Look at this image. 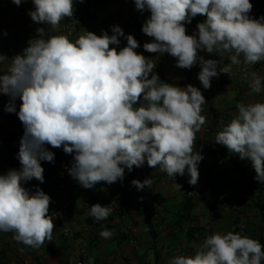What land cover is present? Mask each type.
I'll return each instance as SVG.
<instances>
[{"label": "clouds", "instance_id": "obj_1", "mask_svg": "<svg viewBox=\"0 0 264 264\" xmlns=\"http://www.w3.org/2000/svg\"><path fill=\"white\" fill-rule=\"evenodd\" d=\"M16 6L27 0H11ZM84 0H32L28 11L37 25L59 27L72 17L75 3ZM137 10L150 13L142 32L153 38L145 51L169 54L176 67L190 70L199 64L198 80L205 90L221 73L232 75V65L251 79L253 93L264 89V78L248 67L264 62V16H250L251 0H134ZM206 19L187 34L186 24L197 15ZM112 34L85 30L75 41L60 34L45 39L38 27L22 54L11 58L0 74V94L9 97L6 111L16 112L23 125L18 159L20 169L0 174V232L14 233L13 239L39 248L51 241L55 228L49 214L51 198L42 189L24 184L32 179L44 182L41 161L54 162L47 146L73 154L69 175L83 188L104 182H122L125 169L159 166L174 178L190 177L198 183V165L204 159L197 150L196 134L205 124L202 106L207 103L201 90L191 84L180 87L163 82L154 72L156 63L136 51L133 35L125 38L118 25ZM6 35V32L4 33ZM201 51L221 59H205ZM231 119L214 142L225 146L241 160L251 161L257 182L264 183V102L238 103ZM151 179H133L139 191L150 188ZM140 199H143L141 197ZM112 209L99 203L90 206L95 222L105 221ZM104 229L100 236L109 239ZM24 251L23 248L20 249ZM89 264H94L90 260ZM170 264H264V245L259 240L232 231L209 235L194 255H177Z\"/></svg>", "mask_w": 264, "mask_h": 264}, {"label": "crops", "instance_id": "obj_2", "mask_svg": "<svg viewBox=\"0 0 264 264\" xmlns=\"http://www.w3.org/2000/svg\"><path fill=\"white\" fill-rule=\"evenodd\" d=\"M251 3L250 16L256 19L264 16V0H251ZM79 8H86L84 22L69 33L67 17L56 29L50 25L35 24L28 15V11L33 10L32 0L22 2L20 6L11 0H0V74L7 70L12 57L22 54L28 41L36 36L38 27L45 28V39L63 34L70 41H75L85 30L97 35L107 31L111 35V27L120 26L125 36L120 37L119 45L110 47L119 49L126 46L125 37L133 35L140 45L136 51L156 63L154 72L161 81L180 87L191 84L199 88L207 102L202 106L201 114L206 118L207 111H211L216 116L209 128L204 124L196 134L197 150L204 156L198 165V183L190 185L187 174L182 177L177 175L172 180L159 166L150 168L145 162L142 167L134 166L131 172L125 169L122 182L111 185L100 182L91 189H85L69 175L73 154H66L62 147L47 146L55 154V159L52 163L41 161L44 182L32 179L26 183L33 191L39 187L50 196V215L64 200L69 201L71 207L62 214L58 228L55 225L51 241L46 240L39 248L18 243L13 239L12 232H0V264H89L90 260H94V264H170L177 255H194L204 240L214 233L232 231L258 240L264 235V221L255 209L256 202L251 200L245 184V177L251 180L255 170L251 161L241 160L214 140L216 134L237 115L238 103L264 102V89L253 93L251 79H243L241 69L244 66L232 65L231 76L221 73L219 77H213L210 89L205 90L197 78L199 64L190 70L181 69L176 67L175 58L169 54L145 51L143 44L153 39L142 32L150 13L137 10L134 0H84L83 3H75L74 12ZM205 19L199 14L194 17L191 23L186 24L187 34H193L196 25ZM200 55L205 59H221L205 51H201ZM230 63L227 55L221 59L222 65ZM248 71L264 78V62L249 66ZM8 103L9 97L0 94V139L11 136L20 147L24 128L16 112L21 101H15L16 112L12 113L5 110ZM9 147V141L5 140L0 149V174L21 167L19 159L15 158L18 161L16 164L9 161ZM231 156L238 158L246 172L245 177L231 161ZM146 178L152 181L150 188L138 191L131 184L133 179L143 181ZM65 182H69V187L63 191L61 186ZM207 190L212 192L211 196L193 198L196 205L191 215L183 217L181 210L186 199L191 197L190 193ZM105 192L109 195L105 196ZM97 203L112 209L105 221L95 222L90 216V206ZM151 224L160 231L156 239L151 234ZM60 227H67L71 234L63 236ZM190 227L198 229L199 241L187 237L188 233L191 234L188 232ZM105 228L113 232L109 239L100 236Z\"/></svg>", "mask_w": 264, "mask_h": 264}, {"label": "trees", "instance_id": "obj_3", "mask_svg": "<svg viewBox=\"0 0 264 264\" xmlns=\"http://www.w3.org/2000/svg\"><path fill=\"white\" fill-rule=\"evenodd\" d=\"M86 8H79V10L75 13L78 14V18L79 20L82 21V23L84 22L86 13H85ZM90 18V16H88ZM7 140L10 143V147H9V156L8 159L11 162V164H16L18 161L15 160V158L18 159V152H19V147L18 145L14 142L13 137L8 136L6 137V139H0V146L2 147L4 145V141ZM231 161L240 169L242 176L245 177L246 172L244 170V168H242V164L239 162L238 158H236L235 156H231ZM256 176V174H254L253 178L250 180L247 177H245V184L248 188V192L251 195V200L255 201L256 203V207L255 209L258 210L261 214V217L263 218L264 221V183H260L257 182L254 177ZM195 197H188L184 203V206L181 210V212L183 213V217L188 218L196 203L194 202ZM205 197H202L200 199H203ZM154 226L151 224L149 226L151 234L153 236L154 239L158 238V236L160 235V231L156 230L153 228ZM188 232H190L191 234H187V237L191 240H195V241H199L200 239V233L198 231L197 228H192L190 227ZM259 242L264 245V235H261L258 237ZM159 256V254H158Z\"/></svg>", "mask_w": 264, "mask_h": 264}, {"label": "built area", "instance_id": "obj_4", "mask_svg": "<svg viewBox=\"0 0 264 264\" xmlns=\"http://www.w3.org/2000/svg\"><path fill=\"white\" fill-rule=\"evenodd\" d=\"M113 10H115V7H113ZM81 24H82V21L79 20L77 13L74 12V15L70 18L67 17V31L69 33H73ZM215 120H216V116L211 111H207V113H206V121L207 122L205 123V125H207V127L209 128L211 126L210 123L211 122L213 123ZM0 149H1V146H0ZM180 177H182V176H180ZM24 186L26 188L30 189L31 191H33L32 187L29 183H25ZM68 187H69V182H65L61 186L63 191L67 190ZM98 192H101V189H98ZM211 193L212 192L210 190H207L204 192H192V193H190L189 196L200 199L202 197L211 196ZM108 195H109V193L105 192V196H108ZM70 207H71V203L67 200H64L63 202L60 203L59 208L51 213V216L54 218V224L57 226V228L61 223L62 214L68 212ZM211 214L214 215V212H212ZM60 231H61L62 235L65 237H67L71 234L70 230L67 227H60ZM79 264H82V263L80 262Z\"/></svg>", "mask_w": 264, "mask_h": 264}]
</instances>
